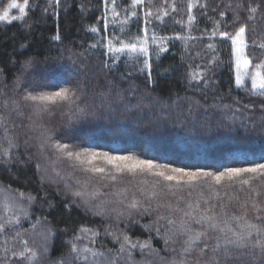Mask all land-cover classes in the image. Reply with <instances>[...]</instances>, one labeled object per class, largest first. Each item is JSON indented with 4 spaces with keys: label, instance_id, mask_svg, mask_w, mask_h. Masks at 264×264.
I'll use <instances>...</instances> for the list:
<instances>
[{
    "label": "trees",
    "instance_id": "obj_1",
    "mask_svg": "<svg viewBox=\"0 0 264 264\" xmlns=\"http://www.w3.org/2000/svg\"><path fill=\"white\" fill-rule=\"evenodd\" d=\"M9 2L10 0H0V12ZM16 2L23 4L24 0H16ZM130 2L131 0H117V11L120 15L115 23H109L108 31L105 32L103 0H60L59 5L55 4V0H29L22 20L11 23L0 22V69L4 70L0 73V89L7 84L8 88L4 91L9 97L19 100L20 96L18 94L14 96L11 89L15 76L20 73V64L29 57L37 60L51 57L54 59L47 65L39 64L33 71L36 74L46 72L49 79L80 81L86 92L81 102L82 106L97 111L102 103L100 94L106 92L108 88L106 81L113 80L115 82L113 93L122 91L125 96L117 115L129 122H138V126L133 123L115 135L95 130L94 124L85 122L74 130V135L78 139H82L91 132L92 135L100 137L105 144L115 143L122 149H128L142 158L154 156L158 158V162H170L172 166L220 164L239 166L245 151L258 152L264 148V108L261 107L264 97L250 95L249 92L235 87L234 52L230 40H222L219 36L209 40L208 34L202 36L205 29H208L210 33L213 22L216 20L223 19L228 26L225 28L224 24H221V30L233 34L240 26H246V42L249 44L248 58L254 62L264 59V49L251 46L253 40L257 44L264 42V16L261 15L264 12V6L255 14V19L248 20L247 5L249 2L254 5L258 0H199L192 10L196 20L190 26L187 23L188 0H175L177 7L175 12L168 7L173 0H168V4H165V0H151L150 4L146 3L145 6L137 7V17H132L130 13H127L128 20L124 23L126 13L122 9L127 8ZM238 3L243 7L237 10L239 20L233 22L234 12L231 9H236ZM200 4H207V9L201 8ZM46 6L49 11L44 12L43 8ZM161 6L168 9L169 15L164 17L163 22L156 20L155 16L149 18L152 21L148 25L150 33L155 32L157 36L173 38L165 41L168 51L160 53L159 57L153 52L155 47L150 51L152 53L150 56L152 76L155 82L153 90L143 87L145 77L138 71L142 64H136L133 67V58L126 54L120 55V61L111 71L104 68V62L110 60V54L104 55L107 49L102 47L101 43L106 45L107 40L101 41V37L111 34L109 38H112L115 43L117 39L127 42L132 36L143 35L141 30L144 27V10L151 7L154 13L160 14L158 9ZM222 10L225 11L223 18L219 16ZM204 11L207 15H201ZM9 15L10 17L19 16V9L10 10ZM108 19L112 20L110 10ZM92 26L98 27L100 32L92 33ZM57 32L61 35V41L51 39ZM177 35L196 37V39H175ZM210 42L216 45L214 52L207 48ZM22 44L25 45L24 48L21 47ZM93 44L97 47L92 48ZM213 56L216 58V63H211ZM12 61L17 62L15 67L12 66ZM190 64L193 67L197 64L202 68L207 67L206 74L209 77L210 87L204 88L203 84L197 87L195 82H192L193 86L189 85L186 74ZM128 73L132 74L131 81L126 79ZM130 83L137 88L134 96L125 91ZM245 86L247 89L251 88L250 79L246 81ZM204 92H207V96H204ZM177 95L185 98L178 102L179 107L173 104ZM2 99L3 97H0V100ZM110 99H116V97L113 95ZM196 100L200 101L201 106L194 108L190 114L189 105ZM214 105L217 107H213ZM224 105L230 107L225 108ZM244 105H248V108L245 109ZM237 108L240 111L237 112ZM22 110L24 116H17L13 113L5 125L0 126V144L5 143L4 127L17 134L19 143V147L13 149V152L18 155H13L8 163H0V187L16 195L21 191L25 194L30 193L37 199L29 207L28 222L9 226V244L13 243L12 237L15 235V229L19 228L28 239L29 247L43 252L44 244L41 246V242H38L39 232L51 227L55 230V235L47 240L48 251L38 257V264H80L81 260H76L75 254L71 253L68 241L73 239L81 226L95 228L99 235L95 237L97 243L92 244L88 238H84L76 241L77 246L80 248L89 245L93 250L105 251V257H108L107 249L119 248V244L113 240L112 236L105 234V229L117 234L124 231L133 239L139 237L141 240H146L149 233L143 226L156 220L157 216L171 215L178 222L180 214H172L166 208L159 209L152 216L143 218L137 216L131 220L125 213L124 217L118 220L117 212L110 211L113 207L111 204L107 205L109 211L105 215L97 216L79 204V198H76L77 204L70 203L73 197L66 194L65 183H48L41 173L46 158L48 161H53L55 157L47 153L43 156L38 154V142L34 134L29 133L26 127L29 123L27 119L29 109L23 108ZM233 114H235L234 117ZM232 118L235 120L233 125L236 128L235 133H228L225 127H219V125H232ZM91 119L89 117V120ZM44 120L49 127H58L61 123L59 115L54 121L49 122L47 117ZM178 120L184 121L183 126L177 124ZM242 122L248 125L247 136L244 135V129L240 127ZM100 123L102 124L103 121ZM229 135L234 138L227 139ZM29 136H33L29 140L31 147L24 144ZM249 141L252 142L249 143ZM37 163H40V169L36 168ZM70 163L66 160L59 161V164L72 175V181L67 183L74 185L77 179L83 180L84 177L80 172H73L69 167ZM149 179L155 178L149 177ZM95 183V181L91 182L89 190ZM136 183V180L126 179L120 186L132 189ZM100 191L105 195L100 196L93 203H100L104 198L105 201L114 200L111 195L112 188H101ZM233 191L235 190L230 189L229 193ZM179 196L187 199L185 193L172 196L166 192L161 194L160 199L163 203L171 201L175 204ZM239 196L243 199V193H239ZM49 202L53 205L52 207H49ZM223 202L228 203L226 197ZM212 203L217 204L216 210L219 211L217 201H212ZM180 206L183 207V203ZM122 207V205L118 206L117 211ZM228 211L239 214L238 202L233 201L229 204ZM252 215L250 211L249 218H252ZM38 217H47L50 224L45 222L38 225L36 229H32L31 224ZM159 225L161 233L169 227L164 220H160ZM151 236L153 238L152 247L159 250L158 253L145 250L141 254L137 250L133 252L131 258L120 259L119 264H165L167 260H170L173 253L165 250L163 240L156 236L155 231L151 233ZM4 239L5 236L0 235V245L3 244ZM16 243L18 248H22L18 241ZM169 247H175L178 251L181 244L177 242ZM5 255L8 254L0 248V258ZM33 264L37 262L34 261ZM229 264H264V258L259 255L254 257L246 254L239 259L229 261Z\"/></svg>",
    "mask_w": 264,
    "mask_h": 264
},
{
    "label": "snow or ice",
    "instance_id": "obj_2",
    "mask_svg": "<svg viewBox=\"0 0 264 264\" xmlns=\"http://www.w3.org/2000/svg\"><path fill=\"white\" fill-rule=\"evenodd\" d=\"M29 0H24L23 4H18L16 0H10L4 10L0 12V22L22 20L25 14V7L28 6ZM146 3H151V0H131L127 8L122 9L125 13L124 23H127L130 13L132 17H137V7L145 6ZM199 3V0H188L187 3V23L192 25L196 17L192 14V10ZM55 4L59 5L60 0H55ZM168 4V0H165ZM105 12L103 13V28L107 32L109 23H115L116 18L120 13L117 11V0H103ZM110 6V7H109ZM264 6V0H258L257 3L249 2L247 19H255V14L261 7ZM173 12L177 11L175 0L168 5ZM200 7L207 9V4H200ZM243 7L238 3L236 9H231L234 12L233 22L239 20L238 9ZM19 9V16L9 15L10 10ZM110 10L112 20L108 19V11ZM44 12L49 11L46 6ZM215 11V9H213ZM156 14L151 7H147L144 12V27L141 30L143 35L137 34L129 38L127 42L117 39L113 42L109 36L101 37V41L107 40L106 45L101 43L102 47H106L107 52L104 55L110 54V60L104 62V68L111 71L113 67L120 61V55L126 54L133 58V67L136 64H142L138 69L141 75H144V88H152L154 90L155 82L152 76V63L150 62L149 43L155 44L154 54L159 57L160 53H165L168 48L165 41L173 37L157 36L155 32L149 30L148 25L152 23L151 17L155 16L156 20L163 22L164 17L169 15L168 9L161 6ZM201 15H207L204 11ZM264 16V12L261 13ZM219 16L223 18L225 11H220ZM99 19V18H98ZM179 22V21H178ZM182 23V22H180ZM221 24L227 28V23L221 19L213 22V27L210 30L205 29L204 34L209 35V40L219 36L222 40H230L235 51V87L240 90L249 92L250 95L264 97V59L254 62L245 55V49L249 47L246 42V26H240L235 34L221 30ZM92 33H99L100 29L96 26L91 27ZM196 39V37H183L177 35L175 39ZM54 41H61L59 32L51 37ZM119 44V46H116ZM252 47L264 49V42L257 44L252 41ZM22 48L25 45H21ZM92 48L97 47L96 44L91 45ZM207 48L215 51L216 45L208 43ZM199 55V54H198ZM141 57L143 59L141 60ZM54 58L44 57L37 60L34 57L25 59L20 64V73L15 76L11 91L14 96L19 95L17 100L9 97L4 89L8 88L5 84L3 89H0V126L5 125L11 115L15 113L17 116H24L23 108L29 109L27 119L29 123L26 125L28 132L34 134L35 140L38 142V154L40 156L47 153L55 157V161H69V167L73 172H80L84 179H77L76 183L68 184L65 182L66 194L71 195L72 204H82L87 211L93 215L103 216L109 211L107 205L111 204L110 211L117 212L116 218L119 220L127 213L128 219L135 217L143 218L144 216H152L161 208H166L170 213H179V220L173 219L170 216H157V219L144 225L145 231L149 233L146 240H141L139 237L133 239L127 232L120 231L119 234L109 232L105 229V234L112 236L113 240L119 244V248L107 249L108 257L106 264H119L120 259L127 260L132 257L133 252L139 250L141 254L148 250L158 253L159 250L152 247L151 233L155 231L156 236H159L165 245V250H170L173 256L167 260L165 264H229L233 259H239L244 255H259L264 258V148L260 151L250 150L243 153L239 166L231 164L209 165V166H172L169 163L158 162L157 157L142 158L140 155L128 150L122 149L115 143L105 144L98 136L92 135L91 132L78 139L74 135V130L81 124L87 122L95 125V130L106 132L115 135L121 129L130 127L131 124L137 121H127L117 115L124 100V92L116 91L113 93L115 82L113 80L106 81L108 88L106 92L100 94L102 103L98 106L99 111L89 110L87 106H82L81 102L86 95L85 88L78 80L52 78L49 79L46 72L36 74L33 70L39 64L47 65ZM71 59V57H69ZM216 58L213 56L211 63H216ZM16 61H12V66L15 67ZM4 70L0 69V73ZM207 67L189 65L187 79L190 86L195 82V86L203 84L204 88L210 87L209 77L207 76ZM131 73L127 74L126 79L131 81ZM245 77L251 81V88L245 86ZM119 87V86H116ZM125 91L135 95L137 88L129 84V88ZM115 96L116 99H110ZM207 96V92H204ZM182 98L179 95L174 106L179 107V101ZM160 101H158L159 103ZM238 103V102H237ZM127 107L126 105H123ZM200 101L196 100L189 105L188 111L191 114L194 108H199ZM217 107V106H213ZM225 108L230 106L224 105ZM245 109L248 105L243 106ZM261 107L264 108V102H261ZM143 112V109H141ZM240 111L239 108L236 110ZM60 117V125L58 127H49L44 118L48 121H54L57 116ZM146 115V114H145ZM235 114H233V117ZM89 117L92 119L89 120ZM232 125H219L225 127L226 132L235 133L236 128L234 118ZM103 121L101 124L100 122ZM177 124L183 126L184 121L178 120ZM206 126V125H205ZM204 127V126H202ZM241 128L244 129V135H248V125L241 123ZM4 144H0V163H8L13 155H18L13 152V149L19 147L18 136L15 132H10L7 127L3 128ZM29 139L24 141L26 146L31 147ZM227 139L234 137L229 135ZM252 141H249L251 143ZM31 159V157H29ZM53 161V163H55ZM21 163H24L21 161ZM40 163L36 164V168L40 169ZM57 176L60 173L57 172ZM154 177L155 179H149ZM63 179V177H61ZM126 179L136 180L137 183L132 189L120 185ZM92 181L95 185L89 186ZM110 187L113 189L111 195L114 197L112 201H101L93 203L100 196L105 195L100 191L101 188ZM230 189L235 191L229 193ZM131 191V195L129 192ZM168 193L176 196L177 193H185L184 196H179L173 204L171 201L167 203L161 202V194ZM239 193H243V199H240ZM19 200L14 198H6L0 204V210L5 214L0 215V235H4L5 239L0 248L8 254L0 258V264H33L34 261L38 264V257L47 253V240L49 237H54L55 230L51 227L45 229L43 234L44 249L43 252H38L36 249L29 247V241L25 238L19 228L15 229V235L12 237L13 243L9 244L8 229L12 225H21V217L24 219L30 218L29 207L36 201L37 197L32 194L19 192ZM225 197L228 203H224ZM26 201L27 206H24ZM217 201V204L212 203ZM233 201L238 202V213L228 211L229 204ZM155 202V205H154ZM183 203V207H181ZM78 204V206H79ZM19 205V207H17ZM123 206L117 211L118 206ZM53 205L49 202V207ZM67 206V205H66ZM252 212V218H249V212ZM19 212V214H17ZM11 213V215H8ZM166 221L169 227L164 233L160 231L159 221ZM49 223L47 217L37 218L31 224L32 229H36L42 223ZM139 222V221H137ZM215 234V235H214ZM99 232L95 228L81 226L75 233L73 239L68 241L71 246V253L75 254V259L83 258L88 260L87 255L92 257L105 256V251L93 250L88 246L79 248L76 241L88 238L90 243H97L95 237ZM18 244L22 248L17 247ZM177 242L181 244L177 251L175 247H169ZM103 264V262H102Z\"/></svg>",
    "mask_w": 264,
    "mask_h": 264
},
{
    "label": "rangeland",
    "instance_id": "obj_3",
    "mask_svg": "<svg viewBox=\"0 0 264 264\" xmlns=\"http://www.w3.org/2000/svg\"><path fill=\"white\" fill-rule=\"evenodd\" d=\"M245 39H246V34H245ZM117 46V45H116ZM156 47L155 44H152L151 41L149 43V48L150 51H152V49ZM233 52H234V63H235V51H234V47H233ZM118 55H122V54H118ZM245 55L247 56V48L245 49ZM235 72H236V63H235ZM249 78L245 77V85H246V81ZM46 163L42 165L41 168V173L46 177V181L48 183L51 182H55V183H65L68 181H72V175L67 172V170L65 168L62 167L61 164H59V161H55V159L53 161H55V163H53V161H48L46 158ZM57 172L60 173V176H57ZM61 177H63V179H61ZM6 198H14L15 200H19V196L16 195L15 193L6 190L4 188L0 187V204H2ZM101 201H105V198ZM108 201V199H107ZM24 206H27L26 201L24 202ZM17 207H19V205H17ZM29 210V209H28ZM5 213L0 210V215H4ZM17 214H19V212H17ZM8 215H11V213H8ZM27 220L29 219H24L23 217H21V221L23 222H28ZM45 231L39 232V240L38 242H41V246L45 243L44 239H43V234ZM49 239V238H48ZM38 246H40V244L38 243ZM88 247H90L89 245H87ZM84 246H81L80 248H83ZM91 248V247H90ZM83 255H87L88 256V260L85 261L83 258H81V263L80 264H106V260L107 257L105 256H100V257H92L90 254L84 253Z\"/></svg>",
    "mask_w": 264,
    "mask_h": 264
}]
</instances>
